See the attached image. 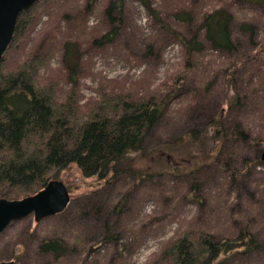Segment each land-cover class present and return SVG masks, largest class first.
<instances>
[{
	"label": "rangeland",
	"instance_id": "obj_1",
	"mask_svg": "<svg viewBox=\"0 0 264 264\" xmlns=\"http://www.w3.org/2000/svg\"><path fill=\"white\" fill-rule=\"evenodd\" d=\"M147 1L153 12L142 0H51L39 9L38 20L18 48L5 53L6 68H14L27 52L43 54L51 47L49 64L41 70L43 82H56L59 101L75 90L81 106L102 93L161 99L179 76L173 98L144 140L146 155L162 144L192 137L194 131L202 138L200 131L214 119L226 131H246L250 144L226 148L221 143L217 155L213 151L209 158L207 147L182 145L178 154L184 159L175 158L172 164L203 160V169L159 174L149 171L147 159H140L137 167L147 176L122 175L107 184L84 178L69 166L54 177L68 189L66 209L39 223L33 215L11 223L0 235V262L160 264L167 242L187 229L205 227L234 246L229 264H264V226H258L261 217L250 207L260 197L256 185L264 175V164L258 161L264 146V7L241 0ZM110 4L118 6L108 15ZM213 5L233 16L235 50L216 52L204 43L201 53L187 59L176 36L190 37L198 14ZM181 12H191L192 22L182 21ZM226 73L239 96L231 106ZM233 150L237 152L231 154ZM248 229L255 231L258 247L253 250H244L237 241ZM51 237L66 238L70 245L77 237L69 247L72 254L19 260Z\"/></svg>",
	"mask_w": 264,
	"mask_h": 264
},
{
	"label": "trees",
	"instance_id": "obj_2",
	"mask_svg": "<svg viewBox=\"0 0 264 264\" xmlns=\"http://www.w3.org/2000/svg\"><path fill=\"white\" fill-rule=\"evenodd\" d=\"M50 1L40 0L18 16L6 52L18 48L26 32L38 20L39 9ZM241 1L264 7V0ZM142 3L153 12L147 0H142ZM117 6L110 4L107 14L111 15ZM180 14L182 21L192 22L194 19L191 12ZM232 20L228 10L216 5L200 12L196 17L195 32L190 37L176 36L186 58L201 53L204 43L212 51L234 52L235 41L230 30ZM67 47L69 43L65 44ZM51 53V47L43 54L27 52L12 69L6 68L4 55L0 60V199L19 200L34 195L69 166H75L84 178H95L107 184L122 175L137 179L147 176L137 167L140 159H147L149 171L159 174L176 172L180 168H186L190 173L203 169L206 165L203 160L172 164L175 158L184 159L178 154L182 145L197 149L207 147L209 158L213 151L217 155L221 143L226 148L238 143L239 146L250 144V135L246 131L238 127L226 131L224 124L214 119L211 126L200 131L202 138L194 131L192 137L162 144L146 155L142 148L144 140L173 98L179 76L171 80L161 99L153 94L135 98L128 93H102L99 99L81 106L75 90L59 101L56 82H43L41 70L48 66ZM230 76L226 73L224 79L228 106L239 101ZM263 151L264 146L258 151L260 159ZM236 152L233 150L231 154ZM216 160L217 156L213 162ZM258 161L264 164L262 159ZM256 188H259L260 197L250 207L261 217L260 227L264 226V175ZM254 236V229H248L241 232L237 241L242 242L244 250H253L258 247ZM76 240L77 237L70 245L66 238H45L31 253L28 249L18 258L20 261H32L38 255H49L60 259L67 253L72 254L69 247ZM233 249L228 240H220L205 227L190 228L165 244L159 261L160 264H229L226 259Z\"/></svg>",
	"mask_w": 264,
	"mask_h": 264
},
{
	"label": "water",
	"instance_id": "obj_3",
	"mask_svg": "<svg viewBox=\"0 0 264 264\" xmlns=\"http://www.w3.org/2000/svg\"><path fill=\"white\" fill-rule=\"evenodd\" d=\"M40 0H0V60L8 49L16 28L18 16ZM261 159L264 161V151ZM70 201L65 184L57 179L50 180L34 195L19 199H0V235L13 222L33 215L36 223L62 213ZM0 264H13L1 261Z\"/></svg>",
	"mask_w": 264,
	"mask_h": 264
}]
</instances>
